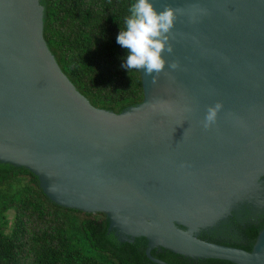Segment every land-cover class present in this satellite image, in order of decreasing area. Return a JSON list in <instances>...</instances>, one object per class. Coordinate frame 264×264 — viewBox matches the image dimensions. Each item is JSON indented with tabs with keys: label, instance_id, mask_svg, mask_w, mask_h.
Here are the masks:
<instances>
[{
	"label": "water",
	"instance_id": "obj_1",
	"mask_svg": "<svg viewBox=\"0 0 264 264\" xmlns=\"http://www.w3.org/2000/svg\"><path fill=\"white\" fill-rule=\"evenodd\" d=\"M152 2L180 9L173 51L156 83L138 70L143 99L117 114L61 71L45 0H0V171L25 168L56 205L104 214L106 242L155 264L154 249L264 264V0Z\"/></svg>",
	"mask_w": 264,
	"mask_h": 264
},
{
	"label": "trees",
	"instance_id": "obj_2",
	"mask_svg": "<svg viewBox=\"0 0 264 264\" xmlns=\"http://www.w3.org/2000/svg\"><path fill=\"white\" fill-rule=\"evenodd\" d=\"M44 40L63 74L89 103L120 113L141 103L138 69L128 70L127 50L116 38L136 0H45ZM12 212L11 220L8 213ZM151 255L166 264L194 263L170 254ZM0 264H155L128 243L105 240V215L60 207L25 168L0 171Z\"/></svg>",
	"mask_w": 264,
	"mask_h": 264
},
{
	"label": "clouds",
	"instance_id": "obj_3",
	"mask_svg": "<svg viewBox=\"0 0 264 264\" xmlns=\"http://www.w3.org/2000/svg\"><path fill=\"white\" fill-rule=\"evenodd\" d=\"M180 9L171 6L163 11H157L152 0H136L130 7V15L125 20V29L121 30L116 42L127 50L125 64L122 67L143 69L146 74L153 76V83L158 81L160 73L167 64L163 53H171L173 47L170 33ZM170 67L177 69L178 62H172ZM223 108L221 102L207 109L203 127H211L215 123L219 111Z\"/></svg>",
	"mask_w": 264,
	"mask_h": 264
},
{
	"label": "rangeland",
	"instance_id": "obj_4",
	"mask_svg": "<svg viewBox=\"0 0 264 264\" xmlns=\"http://www.w3.org/2000/svg\"><path fill=\"white\" fill-rule=\"evenodd\" d=\"M12 216H13V213H12V212H9V213H8V218H9L10 220H11Z\"/></svg>",
	"mask_w": 264,
	"mask_h": 264
}]
</instances>
